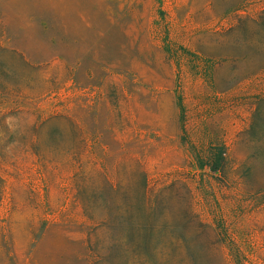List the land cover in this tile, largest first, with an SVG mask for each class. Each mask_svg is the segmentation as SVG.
I'll return each instance as SVG.
<instances>
[{
    "label": "rangeland",
    "instance_id": "374dc122",
    "mask_svg": "<svg viewBox=\"0 0 264 264\" xmlns=\"http://www.w3.org/2000/svg\"><path fill=\"white\" fill-rule=\"evenodd\" d=\"M0 264H264V0H0Z\"/></svg>",
    "mask_w": 264,
    "mask_h": 264
},
{
    "label": "clouds",
    "instance_id": "9594fccd",
    "mask_svg": "<svg viewBox=\"0 0 264 264\" xmlns=\"http://www.w3.org/2000/svg\"><path fill=\"white\" fill-rule=\"evenodd\" d=\"M7 123V121H5Z\"/></svg>",
    "mask_w": 264,
    "mask_h": 264
},
{
    "label": "trees",
    "instance_id": "16d2710c",
    "mask_svg": "<svg viewBox=\"0 0 264 264\" xmlns=\"http://www.w3.org/2000/svg\"><path fill=\"white\" fill-rule=\"evenodd\" d=\"M81 131H82V129H81Z\"/></svg>",
    "mask_w": 264,
    "mask_h": 264
}]
</instances>
